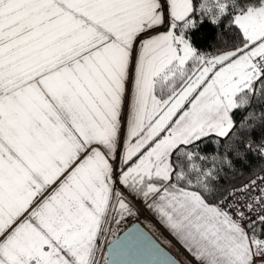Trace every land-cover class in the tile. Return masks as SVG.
Listing matches in <instances>:
<instances>
[{"label":"snow or ice","instance_id":"obj_1","mask_svg":"<svg viewBox=\"0 0 264 264\" xmlns=\"http://www.w3.org/2000/svg\"><path fill=\"white\" fill-rule=\"evenodd\" d=\"M254 159L264 0H0V264H96L117 184L198 264H264V165L219 187Z\"/></svg>","mask_w":264,"mask_h":264},{"label":"water","instance_id":"obj_2","mask_svg":"<svg viewBox=\"0 0 264 264\" xmlns=\"http://www.w3.org/2000/svg\"><path fill=\"white\" fill-rule=\"evenodd\" d=\"M122 241L120 254L116 255L113 244ZM106 264H155L157 261L175 259L178 264H184L170 251L150 230L140 222L135 221L121 230L116 237L106 245Z\"/></svg>","mask_w":264,"mask_h":264},{"label":"trees","instance_id":"obj_3","mask_svg":"<svg viewBox=\"0 0 264 264\" xmlns=\"http://www.w3.org/2000/svg\"><path fill=\"white\" fill-rule=\"evenodd\" d=\"M217 32H218V29L214 28L211 24H205L203 28L200 29L199 32L195 33L194 40H195L196 46L199 48L201 52H205L211 55V54H216L218 50H223L220 42L217 39H214V36ZM206 151H211V148L206 149ZM261 165H264V161L254 159L252 161L251 169L240 168L238 171L234 173L228 172L227 174H225L224 179L221 181V184L219 185L221 190L224 192V195H226L228 191H230L231 189L242 187L248 184L250 180H253L258 174L261 173L260 171ZM119 189L120 187L116 186V190L118 191ZM147 223L149 227H153L157 229L158 231L163 233V235H165L168 238V236L159 228L155 220L149 219L147 220ZM115 237H116L115 234L111 235L110 241L113 240ZM103 241L104 240L102 239L101 234H100L97 240V244L100 245V248H98L97 246V249L95 252L96 264H98V261H99V256L101 253V246H102ZM169 242L174 244V242L171 239H169ZM106 259H107V254L105 251L102 264H106Z\"/></svg>","mask_w":264,"mask_h":264},{"label":"rangeland","instance_id":"obj_4","mask_svg":"<svg viewBox=\"0 0 264 264\" xmlns=\"http://www.w3.org/2000/svg\"><path fill=\"white\" fill-rule=\"evenodd\" d=\"M117 186L120 187V189L118 191H120V193H122L123 195H127L128 193H130L129 191L125 190L123 186H121L120 184H117ZM133 196V195H132ZM135 197V196H134ZM141 201H144L142 197H138ZM136 198V199H138ZM138 199V201H139ZM148 209V208H147ZM149 210V209H148ZM129 214L125 213L123 214V216H128ZM121 213L119 212L118 207H115V200L113 201V207L109 209V213H108V218L104 224V230L101 233V237L103 240H105L108 231L110 229V226H112V232L111 235H117L121 230H123V228L125 227H121L122 225V220H121ZM151 230L154 232V234L156 235V237L170 250L174 253V255H176L184 264H195V262H193L191 259H187L184 255H181V251L176 248V246H174V244L169 242V238H167L165 235H163V233H161L160 231H158L157 229L150 227ZM165 231V230H162ZM100 236V235H99ZM111 237V236H110ZM103 244L104 241L102 243L101 246V253L99 256V261L102 258L103 255ZM98 248H100V245H98ZM98 261V262H99Z\"/></svg>","mask_w":264,"mask_h":264},{"label":"built area","instance_id":"obj_5","mask_svg":"<svg viewBox=\"0 0 264 264\" xmlns=\"http://www.w3.org/2000/svg\"><path fill=\"white\" fill-rule=\"evenodd\" d=\"M260 174H258L254 179H256ZM241 188V187H238ZM233 189H231L229 192H231ZM228 193L225 195V197H227ZM128 201H130L132 203L133 207V212L132 214H129L126 218H125V223L123 227H126L127 225L138 221L140 222L143 226H145L148 230H150L153 234L154 232L151 230V228L149 227L147 220H154V218L152 217L151 213L149 212V210L147 209L146 205L141 203L140 201H138L134 196H132L131 194H127V195H123ZM111 232H112V226H110V229L108 231V234L104 240V244H103V255L102 258L100 259V261L98 262V264H102L103 261V256L104 253L106 251V245L108 244V242H110V236H111ZM155 235V234H154ZM156 236V235H155ZM176 248H178L181 252V255H184L188 260L191 259L193 261V258L189 255V253L183 248L181 247L179 244H177L176 242L174 243ZM194 262V261H193Z\"/></svg>","mask_w":264,"mask_h":264},{"label":"crops","instance_id":"obj_6","mask_svg":"<svg viewBox=\"0 0 264 264\" xmlns=\"http://www.w3.org/2000/svg\"><path fill=\"white\" fill-rule=\"evenodd\" d=\"M163 30V29H162ZM126 110V109H125ZM117 186V185H116ZM135 198H138V197H136L135 196ZM139 199V198H138ZM137 199V200H138ZM139 201L141 202V203H143V204H145V202L144 201H141L140 199H139ZM149 212L151 213V215H152V217L154 218V220L157 222V224H158V226H159V228L161 229V230H165V231H163L167 236H168V238L169 239H171L174 243L176 242L177 244H179L181 247H183L184 249H185V247L183 246V244L181 243V241L176 237V236H174L165 226H164V224L160 221V219L157 217V215L154 213V212H152V211H150L149 210ZM125 217L126 216H123V217H121V220H122V225H121V227H123L124 226V223H125ZM186 250V249H185ZM187 251V250H186ZM188 252V251H187ZM189 253V252H188ZM189 255H190V253H189ZM192 258H193V261L195 262V264H198V262H197V260L196 259H194V257L192 256V255H190Z\"/></svg>","mask_w":264,"mask_h":264}]
</instances>
